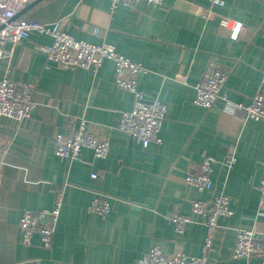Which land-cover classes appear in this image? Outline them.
<instances>
[{"label":"crops","instance_id":"0c3cea01","mask_svg":"<svg viewBox=\"0 0 264 264\" xmlns=\"http://www.w3.org/2000/svg\"><path fill=\"white\" fill-rule=\"evenodd\" d=\"M141 1L111 7V0H42L20 17L61 28L75 39L110 45L141 64L138 91L165 104L162 142L143 147L117 127L134 108L133 93L115 82L107 60L95 72L49 63L46 35H33L0 58V80L35 86V110L18 122L0 117V264H138L153 246L166 254L181 251L206 257L207 264H261L234 259L237 232L257 228L264 235L259 186L264 179V121L248 119L264 76V0ZM210 12L205 15L200 12ZM245 26L237 39L222 22ZM208 65L228 74L216 104L197 106L196 86ZM84 120L90 132L108 139V157L85 149L76 160L55 154V136L71 134ZM235 157L227 164L229 156ZM214 157L210 191L185 183L190 170ZM92 174H97L93 179ZM109 197L106 217L89 206L95 194ZM225 194L232 216L221 217L214 245L205 248V218L192 211L196 201ZM62 207L53 246L39 235L25 246L18 223L25 210ZM173 212L191 219L182 234Z\"/></svg>","mask_w":264,"mask_h":264},{"label":"built area","instance_id":"2783aa9c","mask_svg":"<svg viewBox=\"0 0 264 264\" xmlns=\"http://www.w3.org/2000/svg\"><path fill=\"white\" fill-rule=\"evenodd\" d=\"M38 0H0V58L7 54V45H11L12 52L22 41L33 35H46L52 38V44L45 47V53L49 63L63 68H80L95 72L105 61L110 60L115 66V82L123 90L129 91L135 96L134 108L130 112H124L117 129L135 138L143 147L151 143L160 144L162 139L160 132L166 119V106L159 99L146 98L137 89L139 75L144 72L141 64L134 63L130 59L119 54L113 46L93 45L85 41L75 39L61 28L59 23L51 25L30 21L20 17L30 4ZM141 1L150 4H162L163 0H111V7L115 9L119 5L133 7ZM213 5L224 6L222 0H212ZM206 12H200L205 15ZM222 24L231 30V36L237 39L245 29L239 23L224 19ZM264 35V27L262 28ZM228 74L221 68L208 65L200 82L196 86V98L194 103L205 109L212 108L221 96V90L226 83ZM35 86L29 82H15L10 79L0 80V117H8L22 122L32 117L35 110L33 95ZM248 119L264 121V76L259 90L252 102L244 107ZM110 141L99 139L88 129L86 120L71 134L58 133L55 136V154L64 159L76 160L83 150H92L97 159L104 160L108 157ZM6 149L0 144V161ZM214 157H205L196 169L190 170L185 178V183L196 187L199 191H210L213 187L212 172ZM235 157L230 155L227 164H233ZM91 177L96 179L97 174ZM260 214L264 211V179L259 186ZM230 198L225 194L215 196L212 201L200 200L192 204V211L205 218L207 235L205 248L214 245L221 217L232 216ZM61 201L57 200L50 209L41 211L25 210L18 223V231L22 236L25 246L32 244L36 235L40 236L44 248L51 249L57 231ZM111 210L110 199L107 196L96 193L89 211L101 217H106ZM170 220L175 226L176 232L182 234L191 219L179 212H173ZM234 259L257 258L264 264V235L260 229L238 230L236 242L232 248ZM138 264H207L206 257H193L177 251L166 254L159 246H153Z\"/></svg>","mask_w":264,"mask_h":264},{"label":"water","instance_id":"95a60500","mask_svg":"<svg viewBox=\"0 0 264 264\" xmlns=\"http://www.w3.org/2000/svg\"><path fill=\"white\" fill-rule=\"evenodd\" d=\"M40 1H42V0H38V1H36V2H34V3H32V4H30L29 6H33V5L37 4V3H39ZM29 6H28V7H29ZM21 13H22V12H21ZM21 13H20V14H21Z\"/></svg>","mask_w":264,"mask_h":264}]
</instances>
